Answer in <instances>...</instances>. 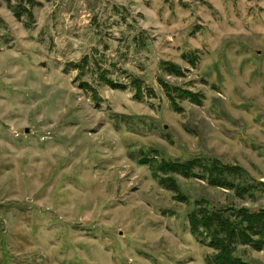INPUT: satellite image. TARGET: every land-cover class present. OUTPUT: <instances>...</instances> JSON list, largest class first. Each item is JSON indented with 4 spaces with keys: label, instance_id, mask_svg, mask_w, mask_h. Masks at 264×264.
<instances>
[{
    "label": "rangeland",
    "instance_id": "1",
    "mask_svg": "<svg viewBox=\"0 0 264 264\" xmlns=\"http://www.w3.org/2000/svg\"><path fill=\"white\" fill-rule=\"evenodd\" d=\"M145 156L240 167L253 197L195 169L176 201ZM263 184L264 0H0V264H207L188 214L264 210Z\"/></svg>",
    "mask_w": 264,
    "mask_h": 264
},
{
    "label": "trees",
    "instance_id": "2",
    "mask_svg": "<svg viewBox=\"0 0 264 264\" xmlns=\"http://www.w3.org/2000/svg\"><path fill=\"white\" fill-rule=\"evenodd\" d=\"M23 8L22 15H26L28 19H32L33 15L30 7ZM20 18V14L15 15ZM87 59L84 58L81 64H76L74 68L80 70L83 65H87ZM194 65V60H191ZM165 69L171 75L183 77V70L177 65L166 64ZM98 79L103 84L110 86L112 89H124L125 86L118 85L106 78V73L99 69ZM134 89L140 95V80H134ZM166 96L169 98L172 108L177 111L175 99H189L191 103L199 104L200 98L183 90H171L164 85ZM176 91V92H172ZM150 92V91H149ZM171 92L175 97L171 96ZM96 97V93H94ZM140 165L148 166L152 172V176L157 178L159 184L175 193V200L186 202L187 199L181 194L179 185L173 175H179L183 178H196L195 169L203 173L208 185L212 187H220L234 191L236 196L242 197L245 194L252 195V187L246 184V172L237 166L224 165L216 159H192L188 161L179 160H160L155 157H143L138 160ZM228 177H232L229 180ZM237 180L235 182L234 180ZM264 185V184H263ZM198 204H205L204 208L199 211L188 214L189 231L191 235L206 244L213 253L206 258L207 264H252L237 255L239 246H251L255 251L264 253V210L250 211L247 208H236L234 206L227 207H210L208 202L201 200Z\"/></svg>",
    "mask_w": 264,
    "mask_h": 264
},
{
    "label": "water",
    "instance_id": "3",
    "mask_svg": "<svg viewBox=\"0 0 264 264\" xmlns=\"http://www.w3.org/2000/svg\"><path fill=\"white\" fill-rule=\"evenodd\" d=\"M25 132H28V130H26Z\"/></svg>",
    "mask_w": 264,
    "mask_h": 264
}]
</instances>
